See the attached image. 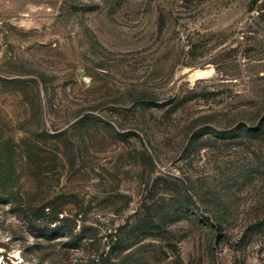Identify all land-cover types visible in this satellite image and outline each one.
<instances>
[{"label":"rangeland","instance_id":"rangeland-1","mask_svg":"<svg viewBox=\"0 0 264 264\" xmlns=\"http://www.w3.org/2000/svg\"><path fill=\"white\" fill-rule=\"evenodd\" d=\"M0 264H264V0H0Z\"/></svg>","mask_w":264,"mask_h":264},{"label":"bare ground","instance_id":"bare-ground-1","mask_svg":"<svg viewBox=\"0 0 264 264\" xmlns=\"http://www.w3.org/2000/svg\"><path fill=\"white\" fill-rule=\"evenodd\" d=\"M200 72V71H199Z\"/></svg>","mask_w":264,"mask_h":264}]
</instances>
